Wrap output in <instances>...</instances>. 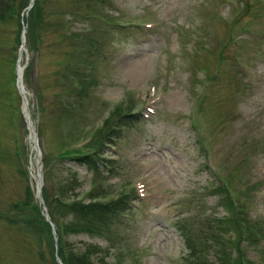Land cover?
<instances>
[{"label":"rangeland","instance_id":"obj_1","mask_svg":"<svg viewBox=\"0 0 264 264\" xmlns=\"http://www.w3.org/2000/svg\"><path fill=\"white\" fill-rule=\"evenodd\" d=\"M28 4L0 18V264H52L57 226L64 255L96 241L114 264H188L187 228L200 258L219 264L229 239L232 257L238 243L243 264H264V0H41L26 32ZM19 52L35 143L9 75ZM122 103L137 121L104 140L100 170L59 156ZM36 180L51 235L23 219ZM90 187L131 199L102 236L70 222L79 213L68 202H87ZM240 214L252 224L238 218L236 237ZM214 226L222 236L211 251L201 234Z\"/></svg>","mask_w":264,"mask_h":264},{"label":"trees","instance_id":"obj_2","mask_svg":"<svg viewBox=\"0 0 264 264\" xmlns=\"http://www.w3.org/2000/svg\"><path fill=\"white\" fill-rule=\"evenodd\" d=\"M29 1L30 0H21V1L19 0H0V18H4L7 14L11 16L15 11L19 10L20 7L26 6L29 3ZM40 5H41V0H33V3L31 7L29 8L30 17L29 16L27 17L28 26H27L26 32H29V28L31 26L30 19L31 18L34 19V17H37V10H39ZM19 23L21 24L20 19H19ZM17 41L20 42L19 32L17 34ZM16 57H17L16 55L11 57V67H10V72H9V75L11 76V79L13 81L15 80L14 64H15ZM74 67L78 68L76 64ZM9 83L10 82L7 81V92L9 94H12L16 100L17 97L15 96L14 89L11 86H9L8 88ZM120 105H118L116 109L112 112V116L114 117V119H110L111 117L110 118L107 117V119L105 118L106 119L105 129L104 128L99 129V127L95 128L92 131L93 133L91 134V137L89 138L88 141L78 146L77 148H72L71 150L67 152L60 153L59 156L67 157V158L75 160L76 162L86 164L87 166L94 168L96 171L100 170V164L104 162V158L100 152L101 146L104 144V140L105 139L109 140L112 135L118 134L117 133L118 129H120L122 126L130 127L135 121H137L136 120L137 117L135 113L132 112L133 109L131 108L132 107L131 105H127L126 108H124L125 106L123 105V103ZM116 110L118 111L120 110V111L119 112L117 111V113H115ZM98 129L100 130L99 132H98ZM97 132H98V135H97ZM96 135L97 137H96V140L94 141V150L92 151L83 150L86 146L90 144L89 142ZM43 165H44V169L47 170V164L44 162ZM225 186L227 188H224V187L223 188L225 190H228V185H225ZM93 188L94 187H90L89 190L86 192L88 193L87 197H89L87 202H84L85 199L82 200L81 198H76V197L68 202V204L70 205V208L75 211H78L79 213V219H76L75 217H73L74 220L70 222L73 225H75V227H77V229H75L77 231L86 232L87 234H91V236H93L94 233L95 235L98 234L99 236H102L104 235L106 231L111 230V224L113 220L115 221V219L117 218V215L122 211V209L129 208L131 206H130L129 199L127 198V194L120 195L114 198H108L104 200L96 196L98 194L95 191L96 189L95 188L93 189ZM26 189H27V196L24 199V201H22V203H23V207L25 208L27 207L28 214L25 218L23 217L24 221L28 222L33 227L34 226H37L39 228L45 227L46 232L49 235H51L50 224L47 220L44 219V216L39 208L41 207L40 204L38 203V201L37 203L35 202V204L32 203L34 199L33 191L28 183H27ZM227 195H228V201L230 203L229 206H235V204L233 205V200L231 199L230 194H227ZM42 196H43L44 202L48 205V209H49L48 212L51 217L52 212H51V208L49 204V196L47 192L45 191L44 186L42 187ZM236 206H238V204ZM214 218L217 219V223L223 222L224 221L223 219H228L225 215H223L222 217L217 216ZM238 218H240V220H243L245 224L248 223L247 227L251 226L252 224V223L251 224L249 223L248 217H245L242 219L241 214L236 217L232 215L231 224L233 226L232 228L235 229V230L232 229V232H233V236H236V237H240L241 228H242V225L240 224ZM51 219L52 220L54 219L53 215ZM216 226L218 228L220 224H216ZM215 228L216 227L214 226L213 235L207 234V236H204V234L200 233L203 236V240L205 244H208V246L209 245L212 246L211 251H214V247H216V246H213L214 244L213 240L217 239L218 241H220V237L222 236L221 233L220 234L215 233V231L217 230V228L216 229ZM57 229H58V226L56 227V233H57L56 240L58 242V254L61 257L64 264H114L113 259L109 260L108 258H105L106 256L109 255L107 254L108 249L106 248V250H102V246H100V244L96 241H84L80 249L78 248L77 250H74L75 251L74 253H72V251L70 250L67 255H64V252H62V244H63L62 238L63 237L60 235L59 229L58 231ZM226 229H222V231H226ZM181 231H182V235L185 237L184 239L185 244L188 247V264H216L215 262L214 263L210 262L209 260L205 258H200L203 252L197 251L195 248V245L193 244L192 235L193 234L195 235L194 231L187 229V228L186 229L182 228ZM228 241L229 239L223 240V242H221L220 244L221 250H220V254H218L216 262H219V264H243L244 259L240 255L241 250L238 246V243H236L238 254L235 257H232L230 254V249L227 248ZM51 242H52V239H51ZM40 249L44 251L43 248H40ZM52 249L53 247L51 248V251ZM51 261H52V264H59L56 258L54 257L51 258ZM116 264H121V263H116Z\"/></svg>","mask_w":264,"mask_h":264},{"label":"water","instance_id":"obj_3","mask_svg":"<svg viewBox=\"0 0 264 264\" xmlns=\"http://www.w3.org/2000/svg\"><path fill=\"white\" fill-rule=\"evenodd\" d=\"M31 4H32V0H30L29 6ZM21 43H23V34H22V32H21ZM20 47H22V46H20ZM20 51H21V49H20ZM19 54H20V52H19ZM16 84H17L18 90H19V92H20V94L22 96L23 102H24L23 106H22V111H23L24 117H25V119L27 121V124H28L29 137L35 143V135H34L33 125H32V122H31V119H30V116H29L27 101L25 99L24 88H23L20 76L17 77ZM36 153L38 155V149L36 150ZM37 164H38V173H39V176H40V174H41V164H40L39 158H38ZM36 194L39 195L40 200L42 201L41 192H40V182L39 181H38L37 188H36ZM43 213H44L45 219L48 220L52 225H54V223L50 220V217H49L47 211H44ZM56 258H57V260H58V262L60 264H63L58 256H56Z\"/></svg>","mask_w":264,"mask_h":264},{"label":"bare ground","instance_id":"obj_4","mask_svg":"<svg viewBox=\"0 0 264 264\" xmlns=\"http://www.w3.org/2000/svg\"><path fill=\"white\" fill-rule=\"evenodd\" d=\"M31 174H32V177H36V179H37V176H36V171L34 172V171H31ZM38 180V179H37ZM36 180V181H37Z\"/></svg>","mask_w":264,"mask_h":264}]
</instances>
